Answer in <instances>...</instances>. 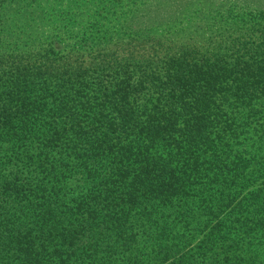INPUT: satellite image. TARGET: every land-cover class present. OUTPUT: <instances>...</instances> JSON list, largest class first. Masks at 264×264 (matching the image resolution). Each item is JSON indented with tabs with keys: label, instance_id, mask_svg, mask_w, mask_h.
<instances>
[{
	"label": "trees",
	"instance_id": "obj_1",
	"mask_svg": "<svg viewBox=\"0 0 264 264\" xmlns=\"http://www.w3.org/2000/svg\"><path fill=\"white\" fill-rule=\"evenodd\" d=\"M41 2L0 0V264H264L261 11L243 58L169 55L130 88L134 63L113 85L54 60Z\"/></svg>",
	"mask_w": 264,
	"mask_h": 264
},
{
	"label": "rangeland",
	"instance_id": "obj_2",
	"mask_svg": "<svg viewBox=\"0 0 264 264\" xmlns=\"http://www.w3.org/2000/svg\"><path fill=\"white\" fill-rule=\"evenodd\" d=\"M41 1L38 9L29 11V18L44 17L38 20L42 22V34L47 35L49 43L56 45L57 54L52 56L54 60L66 56L72 66H83L84 76L107 78L113 85L126 77L124 70L127 67L130 70L136 67L128 82L130 88H139V82L145 76L154 79L157 75L151 74L153 70L150 67L160 66V62L169 55L178 57L190 51L189 61L198 65L217 58L224 59L218 56L220 54L243 58L246 48L243 47L242 52L237 48L226 49L227 43L236 44L241 39L247 47L256 42L260 33L257 32L258 21L253 20V16L248 17L250 22H239V15L245 11H261L264 16V0ZM122 1L132 5L123 10L117 9ZM38 20L34 21L39 23ZM123 28L129 30L124 37L121 36ZM84 31L85 35L81 37ZM106 38L109 39L108 43ZM158 41L163 44L160 45ZM87 42L101 46L92 50L82 49L80 53L79 50L78 57L74 50L79 49L80 43L84 46ZM104 44L105 49L102 47ZM103 58L104 61H111L114 67L108 73L106 68L103 73L100 70L104 65L106 67V62L99 68L93 67ZM93 59L94 63L90 64ZM130 63H134L133 67ZM119 67L120 73H113ZM92 81H96V78ZM151 86L152 83L144 84L145 88L137 95L140 97L138 102L146 103L147 99L156 97L152 94L155 92Z\"/></svg>",
	"mask_w": 264,
	"mask_h": 264
}]
</instances>
